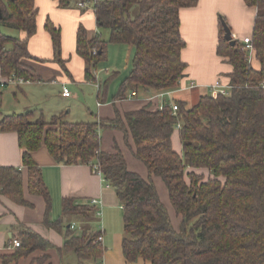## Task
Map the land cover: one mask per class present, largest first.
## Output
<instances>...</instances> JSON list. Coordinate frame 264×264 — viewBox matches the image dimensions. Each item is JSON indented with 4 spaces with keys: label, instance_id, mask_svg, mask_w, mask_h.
<instances>
[{
    "label": "trees",
    "instance_id": "1",
    "mask_svg": "<svg viewBox=\"0 0 264 264\" xmlns=\"http://www.w3.org/2000/svg\"><path fill=\"white\" fill-rule=\"evenodd\" d=\"M55 1L60 8H69L74 0ZM197 1H79L93 3L98 28L109 31V43L133 48L131 71L116 97H125L128 90L136 94L180 87L187 69L180 15ZM244 2L257 9L249 38L260 67L249 62L242 46H230L223 35L218 53L232 66L228 95L201 96L193 107L177 100L176 114L168 103L162 109H152L149 103L134 112H117L114 120L88 122H69L63 115L49 122L41 117L32 121L34 112L4 115L0 109V133L15 132L24 151L28 193L46 201L45 225L58 228L61 223H51L48 218L50 195L42 169L32 156L42 147L58 164L90 166L114 190L123 210L122 250L128 262L264 264V0ZM0 13L1 25L26 35L21 39L0 32L1 75L9 80L36 81L22 64L30 57L28 39L37 30L35 0H0ZM45 28L59 60L61 32L51 21ZM106 52L107 42L101 35H90L82 26L78 29L77 54L87 64L89 80L94 79ZM106 129L122 131L126 143L132 139L133 154L147 167L148 179L129 171L118 147L112 153L101 150V132ZM175 132L181 154L173 146ZM152 177L161 178L167 187L173 210L181 219L178 229L172 226ZM0 196L32 206L25 200L22 169L0 167ZM64 212L77 217L84 227L76 235L70 226L60 251L74 254L77 264H98L105 248L97 242L100 233L91 232L89 226L94 208L65 200ZM18 237L21 245L5 263L52 247L27 228H21ZM48 259L44 256L38 264H46Z\"/></svg>",
    "mask_w": 264,
    "mask_h": 264
},
{
    "label": "crops",
    "instance_id": "2",
    "mask_svg": "<svg viewBox=\"0 0 264 264\" xmlns=\"http://www.w3.org/2000/svg\"><path fill=\"white\" fill-rule=\"evenodd\" d=\"M88 4L78 9L72 6L60 8L55 0H35L38 11L37 30L28 39L27 50L30 57L24 58L22 64L23 68L36 78V81L20 83L16 79L9 80L4 78L0 71V109L4 115L34 112L32 121L41 117L44 121L49 122L53 117L60 115L64 116V120L69 121L67 118L72 114V107L66 113L63 109L72 99L73 90L71 88L89 84L97 89V111L94 114L86 109L84 115L88 119H84V122L94 121L92 120L94 117L95 120H114L117 112L122 115L134 112L149 103H152L153 109L158 103V98L165 97L166 92L154 90L139 91L133 97L131 96L132 91L128 90L125 97H116L117 93L112 100H109L108 86L105 85L107 81L104 84L99 82L100 72L93 73V80L86 77L87 64L77 54V32L81 26L91 33L90 35L100 32L93 7ZM256 14L257 9L249 7L244 0H198L191 7L183 9L180 15L181 35L186 47L183 50L182 58L187 65L185 72L187 77L182 79L179 88L169 92L167 96L171 98L174 95H182L188 91L196 90L200 98L209 94L210 87L217 80L229 87V74L232 72V66L218 53L221 37L224 35L222 20L231 30L233 40L245 48L243 40L252 36ZM47 21H51L61 32L59 60L54 50L52 36L45 28ZM20 38H26L24 32H20ZM124 47L127 60L131 61L133 48L126 45ZM247 53L249 62L255 68H259L260 64L255 59L254 50H248ZM106 71L110 77L108 80L119 74ZM63 87L71 92L70 97L62 95ZM140 94L144 98L139 99ZM99 96H101L100 100ZM182 101L187 102L186 100ZM174 102L161 101L160 105L165 103L170 105ZM91 115L93 118L89 119ZM72 122H78V120H72ZM177 138L179 140L178 133L175 132L173 136L174 148H176L175 143L178 144ZM116 147L125 156L129 171L139 174L144 179L149 178L147 167L133 154L134 144L131 138L126 143L125 135L120 130L106 129L101 132V150L112 153ZM175 150L181 154L182 146L180 151L178 146ZM23 152L19 147L18 136L15 132L0 133V167L22 169L25 200L32 205L31 207L18 205L6 197L0 196V264H38L39 259L44 256L49 258L46 264H77L78 260L74 254L60 250L64 247L67 230L70 226L74 227L71 228V231L80 235L84 225L78 229L79 223L78 220H75L77 217L64 212V201L71 200L74 205L88 206L92 199L102 201V207L94 208L95 213L97 210L102 212V217L97 220L98 232L101 231L100 227H103L102 245L105 248L98 264H151L142 259L135 263L126 260L122 250L123 226L119 223L123 214L122 206L114 190L105 184L102 176L90 166L58 164L46 147H42L32 156L42 169L43 179L50 195L51 210L48 218L51 223H61L58 228L45 225L47 204L42 196L28 193V172L27 168L23 166ZM158 179L161 178L152 177L161 202L166 207L168 214L172 209L175 220L180 224L181 219L173 210L167 187ZM21 228L34 231L50 242L52 247L47 250L35 251L17 261L5 263L4 259L12 256L17 249L13 248V241L19 240L18 233ZM64 257L67 258L64 260Z\"/></svg>",
    "mask_w": 264,
    "mask_h": 264
},
{
    "label": "rangeland",
    "instance_id": "3",
    "mask_svg": "<svg viewBox=\"0 0 264 264\" xmlns=\"http://www.w3.org/2000/svg\"><path fill=\"white\" fill-rule=\"evenodd\" d=\"M79 1L80 0H74L72 2V7L77 8V9L80 8L78 6ZM88 5L90 7H93V3H89ZM0 32H2L3 34H5L7 36L20 38V32L14 30V29H11L7 26L1 25V24H0ZM89 34H91V33H89ZM98 34L101 35L102 40L107 42L106 58L103 62L99 63L98 67H97V72L98 73L100 72L99 73V82L100 83L102 82V84H104V82H106L108 80V78H110L108 76L106 70H109L110 72L112 71V72H118L119 73L116 77L111 79L108 83L109 100H112L113 96H115L118 93L121 82L129 75V72L131 71V68H132L131 61L127 60V54H126L125 47H124L125 45H117V44H113V43L108 42L109 31L107 29L100 28V32ZM131 60H132V57H131ZM19 80L25 81L23 79H19ZM71 90H73L72 99L69 100L68 106L66 105L65 108L63 109L64 113H66V112H68L70 107H72V114L67 118V120L72 122V120L84 121V119H88L84 115V112H86L85 111L86 109H89L90 112L96 114L98 96H97V89L95 88V86L90 85V84L85 85L83 87L75 86V87L71 88ZM169 92H171V91H167L164 94V96H165L164 98L163 97L158 98V103L156 104V107H158L161 104V101H163V102L175 101L176 102L178 99H180L181 101L186 100L188 103V106L193 107L194 105L197 104L198 99H199L198 92L196 90H191V91H188V92L182 94L183 98H182V95H174V96L171 95L172 97L170 98V96H167V94ZM209 94H210V92H209ZM99 97H100L99 98V100H100L101 96H99ZM138 98L140 99V98H144V97L142 94H140ZM92 118L93 117L91 115V117H89V119H92ZM95 119L96 118L94 117L92 120L95 121ZM177 140H178V138H177ZM177 146H178V149L180 151L181 143L179 140H178V144L175 143L176 148H177ZM204 172L206 173V171H204ZM158 180H160L162 183H164L161 179H158ZM172 212L173 211L171 209L170 213L172 215L169 213L171 224L175 229H178L179 224L175 220V215ZM97 218L98 217L95 216L94 220L89 225L90 227H92L91 231L94 233H97L99 231ZM75 220H78V223H79L78 229L82 228L84 223L81 225V220H79V219H75ZM99 223H100V221H99ZM119 223H120V225L123 226V229H124L123 214H122L121 221ZM65 258H67V257H64V260H65ZM74 260H76V259L74 258Z\"/></svg>",
    "mask_w": 264,
    "mask_h": 264
},
{
    "label": "built area",
    "instance_id": "4",
    "mask_svg": "<svg viewBox=\"0 0 264 264\" xmlns=\"http://www.w3.org/2000/svg\"><path fill=\"white\" fill-rule=\"evenodd\" d=\"M86 4L85 3H79L78 6L83 8ZM243 43L245 45V50L248 51V50H253V47H252V42H251V39L248 37V38H245L243 40ZM20 83H24L25 81H22V80H18ZM228 91H229V87L228 86H224L222 84V82L220 80H217L211 87H210V94H212L213 96H217V95H228ZM171 94V93H170ZM62 95L64 97H70L71 96V92L63 87V92H62ZM131 96H136L135 93H132ZM160 109H162L163 105H160L158 106ZM170 107L172 108L173 110V114H176V112L178 111V107L175 103H172L170 104ZM178 128L180 127V125L177 126ZM99 175L100 172L98 173ZM89 207H92V208H95V207H102V201L101 200H98V199H92L90 202H89ZM95 215L98 217V218H101L102 217V212L100 210H97ZM71 228L73 229L74 227L71 226ZM101 231L99 232L100 235L98 237V240L97 242H100L102 243L103 242V227L101 226ZM21 243L19 240H14L13 241V248H18L20 247Z\"/></svg>",
    "mask_w": 264,
    "mask_h": 264
},
{
    "label": "water",
    "instance_id": "5",
    "mask_svg": "<svg viewBox=\"0 0 264 264\" xmlns=\"http://www.w3.org/2000/svg\"><path fill=\"white\" fill-rule=\"evenodd\" d=\"M0 19H2L1 13H0ZM222 26H223V31H224V39L230 44V46H232V47L235 46L236 42L232 38L231 30L229 29V27L227 26V24L223 20H222ZM185 77H187V76L184 75L182 77V79Z\"/></svg>",
    "mask_w": 264,
    "mask_h": 264
}]
</instances>
